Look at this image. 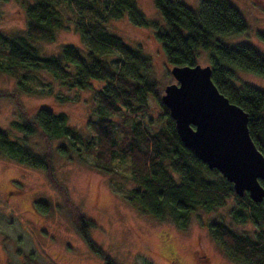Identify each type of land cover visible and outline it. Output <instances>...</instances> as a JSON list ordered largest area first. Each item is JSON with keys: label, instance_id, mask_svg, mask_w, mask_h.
<instances>
[{"label": "trees", "instance_id": "1", "mask_svg": "<svg viewBox=\"0 0 264 264\" xmlns=\"http://www.w3.org/2000/svg\"><path fill=\"white\" fill-rule=\"evenodd\" d=\"M154 3L163 22L146 18L136 0H21L25 29L15 34L0 30V72L17 85L16 91L0 92V98L13 99L17 109L9 129L0 128V157L44 171L61 189L55 179L53 156L78 155L81 143L83 151L92 155L96 169L113 173L124 166L128 179L135 184L126 197L140 212L160 221L169 219L181 230L200 210L216 212L232 200L229 217L237 223L250 222L252 232L238 233L223 219L205 224L230 260L264 264V201L255 203L248 194L239 197L232 183L184 147L174 120L161 102L158 84L148 76L149 56L106 26L127 15L136 26L153 29L172 67L195 66L200 52H205L213 83L248 114L250 136L263 155L264 92L240 80L236 71L264 78V55L250 44L230 46L222 40L247 30L244 15L230 0H200L196 10L184 0ZM66 7L77 15L73 28L83 47L65 44L59 55L43 56L37 45L54 43L57 31L68 28L62 14ZM258 34L264 39V31ZM32 73L48 74L69 91H93L97 113L90 121V138L70 126L68 115L62 111L42 104L31 116L22 107L20 93L41 94L28 85ZM150 97L164 121L154 132L147 131L141 121L150 113ZM35 136L43 139L45 151L39 153L30 145V138ZM75 220L92 252L105 264H115L89 238L88 229L94 224L78 211Z\"/></svg>", "mask_w": 264, "mask_h": 264}, {"label": "rangeland", "instance_id": "2", "mask_svg": "<svg viewBox=\"0 0 264 264\" xmlns=\"http://www.w3.org/2000/svg\"><path fill=\"white\" fill-rule=\"evenodd\" d=\"M20 1H0L3 15L0 30L5 34L25 29L26 14ZM199 1L184 0L193 10L198 8ZM230 1L244 15L247 30L222 40L230 46L250 44L264 55V39L258 34L264 31V0ZM136 2L146 18L163 22L154 0ZM62 14L68 28L57 31L54 43L37 45L43 56L59 55L65 44L83 47L73 28L77 15L67 7ZM106 28L130 46H140L149 56L148 76L158 84L161 94L166 86L177 83L153 29L136 26L127 15L109 21ZM200 53L198 64L207 66V54ZM236 74L264 92V78L241 71ZM30 76L28 85L41 94L20 93L22 107L31 116L42 104L62 111L68 115L70 126L90 138V121L97 113L93 91H69L45 73ZM16 89V81L0 72V92ZM66 97L68 100L63 101ZM149 104L150 113L141 117V121L147 131L154 132L164 121L151 97ZM16 110L13 99L0 98L1 129H9L10 122L17 118ZM30 145L39 153L47 148L40 136L30 138ZM77 147L81 151L78 155L53 156L55 179L61 189L49 181L44 171L0 157V264H105L82 238L75 220L77 211L94 224L88 229L89 238L115 264H239L224 254L205 224L223 219L238 233L252 232L250 222L237 223L229 217L232 200L216 212L200 210L192 216L188 227L181 230L169 219L160 221L143 214L128 201L127 192L135 184L128 179L123 165L113 173L103 172L93 166L92 155L83 151L81 143Z\"/></svg>", "mask_w": 264, "mask_h": 264}, {"label": "water", "instance_id": "3", "mask_svg": "<svg viewBox=\"0 0 264 264\" xmlns=\"http://www.w3.org/2000/svg\"><path fill=\"white\" fill-rule=\"evenodd\" d=\"M170 72L177 83L165 87L161 102L184 147L232 183L239 197L262 203L264 155L250 136L248 114L218 90L209 65H176Z\"/></svg>", "mask_w": 264, "mask_h": 264}, {"label": "flooded vegetation", "instance_id": "4", "mask_svg": "<svg viewBox=\"0 0 264 264\" xmlns=\"http://www.w3.org/2000/svg\"><path fill=\"white\" fill-rule=\"evenodd\" d=\"M207 262H209V261H207ZM210 264H212V263H210Z\"/></svg>", "mask_w": 264, "mask_h": 264}]
</instances>
